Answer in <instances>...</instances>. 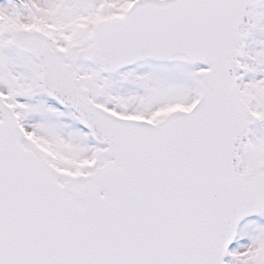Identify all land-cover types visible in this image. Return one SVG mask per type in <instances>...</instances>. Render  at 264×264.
I'll return each mask as SVG.
<instances>
[{
  "label": "water",
  "instance_id": "water-1",
  "mask_svg": "<svg viewBox=\"0 0 264 264\" xmlns=\"http://www.w3.org/2000/svg\"><path fill=\"white\" fill-rule=\"evenodd\" d=\"M263 2L137 0L94 28L80 56L107 74L145 60L209 69L197 104L159 125L104 117L80 98L83 126L107 145L109 162L92 176L60 185L23 149L0 98V264H225L241 223L264 210V173H239L256 117L234 77L250 10ZM14 47L40 62L45 93L66 104L63 53L41 33Z\"/></svg>",
  "mask_w": 264,
  "mask_h": 264
},
{
  "label": "rangeland",
  "instance_id": "rangeland-1",
  "mask_svg": "<svg viewBox=\"0 0 264 264\" xmlns=\"http://www.w3.org/2000/svg\"><path fill=\"white\" fill-rule=\"evenodd\" d=\"M8 0L0 9V92L13 107L24 131V146L53 166L61 183L106 163L105 148L95 145L78 116L51 103L41 88L39 64L12 47L16 36L41 31L55 49L65 51L90 98L118 113L164 119L174 104L186 109L200 96L201 65L146 61L103 78L85 68L78 49L88 46L96 21L123 11L129 0ZM252 19V20H251ZM242 69L236 72L241 100L258 116L251 144L240 152L241 173L264 172V5L254 8L244 30ZM226 264H264V213L244 222Z\"/></svg>",
  "mask_w": 264,
  "mask_h": 264
},
{
  "label": "flooded vegetation",
  "instance_id": "flooded-vegetation-1",
  "mask_svg": "<svg viewBox=\"0 0 264 264\" xmlns=\"http://www.w3.org/2000/svg\"><path fill=\"white\" fill-rule=\"evenodd\" d=\"M43 2L45 1V2H48V0H42ZM67 60H68V63L69 64H71V66H72V68H73V70L76 72V74H78L77 73V71L75 70V66L69 61V58H67ZM83 62V61H82ZM83 66L85 67V68H95V67H92V66H90L89 64H87L86 62H83ZM96 70H97V72L100 74V76L101 77H103V78H107V76H105V75H102V73L97 69V68H95ZM81 80V79H80ZM82 82V81H81ZM83 84V83H82ZM85 87V86H84ZM85 89L87 90V95L88 96H90L89 95V91H88V88L87 87H85Z\"/></svg>",
  "mask_w": 264,
  "mask_h": 264
}]
</instances>
